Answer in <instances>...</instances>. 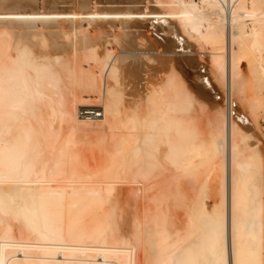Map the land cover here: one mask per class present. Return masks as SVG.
Segmentation results:
<instances>
[{"label":"bare ground","instance_id":"bare-ground-1","mask_svg":"<svg viewBox=\"0 0 264 264\" xmlns=\"http://www.w3.org/2000/svg\"><path fill=\"white\" fill-rule=\"evenodd\" d=\"M104 3L0 0V264H264V0Z\"/></svg>","mask_w":264,"mask_h":264},{"label":"rangeland","instance_id":"rangeland-1","mask_svg":"<svg viewBox=\"0 0 264 264\" xmlns=\"http://www.w3.org/2000/svg\"><path fill=\"white\" fill-rule=\"evenodd\" d=\"M99 2H102L103 3V1L106 3L107 2V0H98ZM104 3V4H105ZM73 4V3H72ZM70 4V3H66V4H64V5H66L65 6V8H69V9H71V8H73L72 6L74 5V7H76V8H74V9H77V6H75V4ZM41 5V6H40ZM68 5V6H67ZM39 6H40V8H42V7H44L43 5H42V2H40L39 3ZM62 6H63V4H62ZM61 5L59 6V7H62ZM70 6V7H69ZM45 7H46V5H45ZM64 8V7H63ZM74 9H71V10H74ZM155 35V37L157 38V41H156V44H158V46H164L165 44H167L166 43V40L168 39V38H170V36L169 35H166V34H163V33H159L158 35H156V34H154ZM159 36V37H158ZM162 39V40H161ZM186 39V41H187V43H188V48L186 49H181V48H179V50L178 49H175V51L176 52H178V54H177V56H176V58H177V60H178V62H180V64L181 65H194L195 64V60L197 61V58H198V55H195V51H196V48L195 47H192V45H194V42L193 41H190V40H188L187 38H185ZM185 46H186V44H185ZM170 47V46H169ZM171 50H174L173 49V47H171ZM190 50H191V52H190ZM185 53V54H184ZM182 57V58H181ZM182 60H183V62H182ZM185 62V63H184ZM209 66L208 65H206V64H204V68L202 69V68H200V69H196V72H200V73H202V74H204V75H207L206 76V78L207 77H210L209 76V68H208ZM208 71V72H207ZM205 79V78H204ZM210 79H211V77H210ZM201 80L202 79H200V82H201ZM206 80V79H205ZM215 85V84H214ZM213 93H215V92H213ZM221 97V95H219V97H217L218 98V100H219V98ZM237 111L239 110V108H235ZM98 114V113H97ZM100 114H101V112H100ZM260 120H262V119H260ZM259 120V122H258V125H261L262 127L260 128V126L258 127V128H256V129H254L253 130V132L256 130V133L254 132V135L256 136V138H261L262 139V136H261V134H260V132H261V130L260 129H262L263 128V125H264V123H263V120L262 121H260ZM247 125H252L251 123H246ZM260 131V132H258V130ZM262 133V132H261ZM260 134V135H259ZM264 142V141H263Z\"/></svg>","mask_w":264,"mask_h":264}]
</instances>
